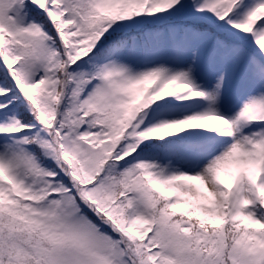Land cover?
Returning <instances> with one entry per match:
<instances>
[{"label": "snow or ice", "instance_id": "obj_1", "mask_svg": "<svg viewBox=\"0 0 264 264\" xmlns=\"http://www.w3.org/2000/svg\"><path fill=\"white\" fill-rule=\"evenodd\" d=\"M0 264H264V0H0Z\"/></svg>", "mask_w": 264, "mask_h": 264}]
</instances>
